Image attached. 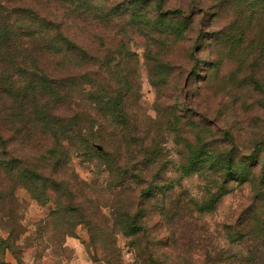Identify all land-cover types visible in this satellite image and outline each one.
<instances>
[{"label":"rangeland","instance_id":"obj_1","mask_svg":"<svg viewBox=\"0 0 264 264\" xmlns=\"http://www.w3.org/2000/svg\"><path fill=\"white\" fill-rule=\"evenodd\" d=\"M189 1L159 0L152 12H167ZM192 1L205 7L199 9L187 40L178 43L175 51L176 59L185 58L183 47L190 53L195 51L197 65L184 91L177 88L185 79L180 73L163 89L165 96L170 97L161 96L149 82L141 34L122 38L115 23L111 41L98 39L91 43L98 61L126 62L123 54L103 58L104 48H122L135 55L138 85L130 110L146 122L145 144L155 138L157 147L148 144L149 150L155 147L159 153L150 156L158 162H169L163 175L165 192L139 196L130 182L114 185V173L108 169L111 159L113 163L119 156L123 164L130 158L135 162L137 154L130 157L124 141L112 133L107 144L98 141L88 150L73 151L66 166L57 169L55 175L52 172L67 185L63 197V190L56 194L47 189L34 194L2 173L1 190L12 195L13 217L8 220L0 213V264H264V218L257 220L250 212L242 215L248 208L253 186L229 181V191L215 209L199 213L192 200L203 196L199 185L202 180L196 174L177 178L173 162L183 157L184 148L180 137L167 124L175 101L178 103L174 96L186 95L191 104L188 110L206 113L204 123L212 130L214 145L216 141L235 146L236 159L249 158L256 152L254 159L264 164V0ZM39 4L37 1V8H41ZM58 8L63 12L62 7ZM51 11L56 10L51 7ZM64 12L69 16L66 30L86 36L92 28L88 21L78 14ZM216 61L217 74L212 69ZM85 93V88L75 90L72 103L89 106ZM18 111V102L0 99L2 133L10 132L15 140L17 136L10 127L17 126ZM87 112L96 114L95 128L100 122L107 126L100 110ZM178 133L183 136L182 131ZM36 142L31 141L27 148L43 156L51 143L44 138L42 144L38 142L39 149ZM100 143L104 147L102 153L97 148ZM105 147L109 152H105ZM29 159L34 162L31 156ZM155 165L150 160L142 164L146 180L155 171ZM260 165L255 167V175ZM60 200L66 202L63 209L57 206ZM127 213L136 214L133 225L122 220ZM238 217L247 218L246 222L242 220L244 225H240Z\"/></svg>","mask_w":264,"mask_h":264},{"label":"trees","instance_id":"obj_2","mask_svg":"<svg viewBox=\"0 0 264 264\" xmlns=\"http://www.w3.org/2000/svg\"><path fill=\"white\" fill-rule=\"evenodd\" d=\"M37 1L41 2V8H37ZM37 1L0 0V99L19 103L17 126L10 127L17 136L16 140L10 132L2 133L0 118V174L14 179L34 194L47 189L56 194L63 190V197L68 191L67 185L52 175L66 166L73 151L88 150L98 141L107 144L108 135L112 133L124 141L130 157L137 154L135 162L130 158L123 164L119 162V156L113 159V163L111 159L108 169L114 173V185L123 186L130 182L135 185L134 190L139 196H149L156 191L164 193L167 185L163 184V175L169 162H158L150 156L159 153L155 147L149 150L150 144L157 147L155 138L150 140L149 146L145 144L148 136L146 122L130 110L137 96L135 55L122 48H104L103 58L123 54L126 62L98 61L91 43L98 39L111 41L116 25L123 34L122 38L141 34L149 82L161 96L170 97L165 96L163 89L180 73L185 79L177 88L179 92L184 91L197 65L195 51L190 53L183 47L185 58L176 59L175 48L187 40L194 17L205 5L190 0L187 5L153 14L159 0ZM59 6L63 12L59 11ZM51 7L56 11H51ZM46 9L50 12L47 13ZM64 11L78 14L88 21L92 28L86 36L66 30L69 16ZM215 42L217 47L219 37H215ZM212 69L217 74L219 62L216 61ZM79 88L86 89L84 100L89 104L86 108L72 103L71 94ZM180 95L174 96L178 103L175 101L167 124L180 137L184 148L183 157L173 162L177 178L196 174L202 180L199 185L203 196L192 200L195 209L199 213L211 212L228 193L229 181L248 182L254 192L242 215L250 212L255 219H263L264 164L254 159L256 152L249 156L251 160L246 156L236 159L238 150L235 146L228 147L216 141L214 145L212 130L204 123L206 113L188 110L190 102L186 95ZM87 110H100L102 122L107 126L100 122L95 128L96 114ZM178 131H182L183 136ZM44 138L51 143L46 153L43 156L38 155L39 151L31 153L27 145L37 140L35 146L39 148L38 142L42 144L40 141ZM101 150L104 147L100 143V153ZM149 160L156 165L146 180L142 164L144 166ZM258 164H261L260 169L255 175ZM155 173H161V176ZM10 197L12 199V195H5L0 185V213L8 220L13 217ZM63 204L66 205L64 200L57 202L60 209ZM135 213H127L122 220L133 225ZM238 220L244 225L247 218L238 217Z\"/></svg>","mask_w":264,"mask_h":264},{"label":"water","instance_id":"obj_3","mask_svg":"<svg viewBox=\"0 0 264 264\" xmlns=\"http://www.w3.org/2000/svg\"><path fill=\"white\" fill-rule=\"evenodd\" d=\"M98 149H100V146H97Z\"/></svg>","mask_w":264,"mask_h":264}]
</instances>
